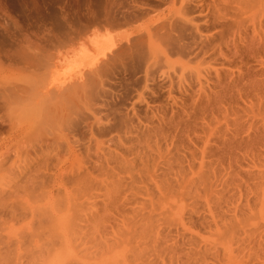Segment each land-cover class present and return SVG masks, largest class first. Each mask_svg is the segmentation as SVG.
<instances>
[{"label":"rangeland","instance_id":"374dc122","mask_svg":"<svg viewBox=\"0 0 264 264\" xmlns=\"http://www.w3.org/2000/svg\"><path fill=\"white\" fill-rule=\"evenodd\" d=\"M0 264H264V0H0Z\"/></svg>","mask_w":264,"mask_h":264},{"label":"bare ground","instance_id":"6f19581e","mask_svg":"<svg viewBox=\"0 0 264 264\" xmlns=\"http://www.w3.org/2000/svg\"><path fill=\"white\" fill-rule=\"evenodd\" d=\"M76 84H77V83H76ZM86 85H87V84H86ZM91 85H92V84H91ZM76 86H77V85H76ZM81 86H82V85H81ZM81 86H80V88H82V89H80L79 91L83 90V88H84V90L86 89L85 87H83V86L81 87ZM74 87H75V86H74ZM74 87H73V88H74ZM47 89H48V88H47ZM47 89H46V91H47ZM50 89H51V88H50ZM50 89H49V90H50ZM71 89H72V88L70 87V90H69V91H71ZM77 89H78V88H77ZM77 89H76V91H77ZM43 90H44V89H43ZM50 91H51V90H50ZM59 91H60V90H59ZM67 91H68V88H67L66 92H67ZM52 93H53V92H52ZM60 93L63 94L62 92H60ZM71 93H72V92H71ZM78 93H80V92H78ZM82 93H83V92H82ZM47 94H48V92H47ZM49 94H50V92H49ZM49 94H48V95H49ZM61 94H60V95H61ZM67 94H68V93H67ZM50 95H51V94H50ZM50 95H49V96H50ZM45 96H46V95H45ZM57 96H58V99H59V100H60L59 97H61V99L65 98L64 101H65L66 104H68L67 102H69V101L72 100V99H71V96H70V93L68 94V96L65 95L66 97H64L63 95H62V96H59V95L56 94V97H57ZM62 97H63V98H62ZM69 97H70V98H69ZM72 98H73V97H72ZM44 99H46V102H47V101H48V102L50 101V102H49V103H50L49 106H50V105H52V106L54 105V106H55V104L51 103V100H52V99H51V96H50V98L46 96V98H44ZM66 99H70V100H67V102H66ZM56 100H57V99H56ZM56 100H55V101H56ZM62 101H63V100H62ZM62 101H61V102H62ZM46 102H45V103H46ZM48 102H47V103H48ZM58 102H60V101H58ZM58 102H57V104H59ZM41 103H42V102H41ZM55 103H56V102H55ZM47 105H48V104H47ZM47 105H46V112H47V113H50L51 111H53V108L50 110V112H48V111H49L48 108H50V107L47 106ZM71 105H72V104H71ZM56 106H58V105H56ZM61 106H62V105H61ZM66 106H67V105H66ZM74 106H75V105H74ZM70 107H71V106H70ZM57 108H58V107H57ZM66 108H67V107H66ZM66 108H65V109H66ZM47 109H48V111H47ZM56 110H57V109H56ZM57 112H58V110H57ZM52 113H53V112H52ZM40 115H41V114H40ZM57 115H58V114H57ZM46 116H47V118L49 119V118H50L49 116H51V115H47V114H46ZM46 116H45V117H46ZM41 117H42V116H41ZM58 117H59V116H58ZM47 118H45V119L48 121ZM51 119H52V118H51ZM65 119H66V118H65ZM67 119H69V118H67ZM67 119H66V120H67ZM79 119H80V118H79ZM54 120H55V119H54ZM63 121H64V120H63ZM70 122H72V119L70 120ZM53 124H54V123H53ZM45 159H46V158H45ZM44 162H45V161H44ZM31 178H32V177H31ZM33 178H34V177H33ZM77 178H78V177H77ZM32 184H33V183H32ZM38 184H39V183H38ZM88 185H89V184H88Z\"/></svg>","mask_w":264,"mask_h":264}]
</instances>
